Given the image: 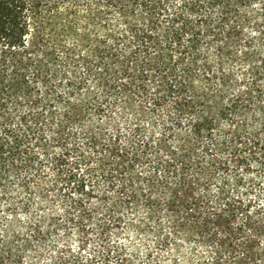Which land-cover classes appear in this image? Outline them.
Returning a JSON list of instances; mask_svg holds the SVG:
<instances>
[{"label":"trees","instance_id":"16d2710c","mask_svg":"<svg viewBox=\"0 0 264 264\" xmlns=\"http://www.w3.org/2000/svg\"><path fill=\"white\" fill-rule=\"evenodd\" d=\"M61 1L75 15L93 4L133 17L99 39L91 54L72 48L74 71L83 67L96 80L78 83L71 75L69 93L55 97L68 109L57 122L60 140L77 135L66 129L86 113L115 121L119 109L127 116L128 129L115 122L109 139L93 124L84 129L91 154L106 153L102 159L112 163L107 180L115 196L98 227L90 226L88 178L78 170L88 157L67 167V154L54 156L56 178L48 184L33 142L0 137V264H45L47 247L57 255L46 264H154L153 250L142 258L138 248L128 252L110 239L112 229L122 234L123 223L137 235L158 233L160 249L181 228L188 235L197 229L195 235L221 245L205 264H264V0H0V76L40 32L38 13L59 12ZM13 175L22 200L9 198ZM63 182L82 194L67 204L70 214L76 211L71 220L99 238L91 257L65 243L56 250L62 220L47 223L49 214H40L21 222L19 208L27 215L37 193L45 200L47 186ZM166 208L177 219L163 234L150 223Z\"/></svg>","mask_w":264,"mask_h":264},{"label":"rangeland","instance_id":"374dc122","mask_svg":"<svg viewBox=\"0 0 264 264\" xmlns=\"http://www.w3.org/2000/svg\"><path fill=\"white\" fill-rule=\"evenodd\" d=\"M59 5V12L38 13L35 21L40 32L37 30L33 32L29 37L28 50L17 59H13L12 63L14 64L8 72L0 76V98H8L7 104H0V137L5 140L15 138L16 140L23 139L25 142H33L36 145V150L44 158V172L41 179L48 184L56 178V171L51 163L54 156L60 153L67 154V167L75 165L78 158L88 157V159L81 161L78 170L80 174L84 173L88 178L86 182L87 193L83 195L86 196L85 205L94 209L90 226L97 228L98 225L95 224L101 216L100 213L107 209V206L110 205L109 202L111 203L115 196L113 187L109 186L107 180L109 176L107 172H110L113 166L109 160L104 161L102 159L106 153L91 154L93 151L85 143L84 129L93 124L97 126V130L102 128L100 133L109 139L115 133V122L119 123L123 130L128 129L127 116H123V111L119 109H116L118 118H114L115 121H111L112 118L104 115L101 117L86 113L78 121L70 124L69 129H66L68 133L73 130L77 135L65 134L64 140H60L56 138L57 122L63 120L68 109L64 103L55 100V97L60 92L64 95L69 93L71 87L69 77L71 75V78L78 83L82 81L93 83L96 80L87 77L83 67H78L74 71L70 59L72 48L76 47L79 52L91 54L99 39L105 37L106 34L125 28L127 21L132 20L133 17L131 14L128 16L127 13L115 9L106 13L99 12L93 4L85 6L81 12L75 15L70 12L64 1H61ZM136 13L139 14L138 11ZM63 44H66L68 48L62 49ZM128 48V46L121 44V49L127 50ZM110 51L114 52L113 49ZM22 74H25L27 78H22ZM46 152L50 153L49 158L45 156L44 153ZM138 168L142 170L143 166ZM14 176L12 177L9 198L22 200L25 193H21L17 183H14L16 179ZM73 186L74 184L67 182H63L58 188L52 184L48 185L47 188L51 194L45 200L41 194L37 193L32 199L30 212L26 215L23 208H19L18 212L22 215V223L30 222L29 219L33 215L38 216L40 214H49L47 223H50L54 218L62 220L58 226V232L53 238V240L60 242V246L56 250L59 248L61 250L63 248L61 243H65L70 245V250L74 254L82 252L85 257H91L96 250L99 238L95 231H81L79 227L82 226H79L77 220H71L76 211L71 210L72 214H70L67 204L82 196L76 191L71 192ZM103 191L108 194L106 198ZM50 215L54 217L52 218ZM142 219L149 224L150 221L145 218ZM176 219L177 214H171L166 208L161 219L151 221L150 224L162 228L163 234H167L173 230ZM122 225L126 228L122 230V234L117 235L116 229H112L110 239L113 242L115 240L123 242L124 248L128 252L138 248L142 258H145L146 254L153 250L154 264H177V262L179 264H205V260L211 259L215 252L221 248V245L209 236L205 238L195 235L197 229L192 230V233L190 232L188 235L181 228L179 234L172 236L171 246L160 249L157 247L158 233L141 236L130 230L128 224L123 223ZM83 239L87 240L88 246L81 248L80 244ZM44 254L43 262L45 264L50 263L57 255L49 247L46 248ZM175 259L177 262L174 261ZM26 261L31 262L28 258Z\"/></svg>","mask_w":264,"mask_h":264}]
</instances>
